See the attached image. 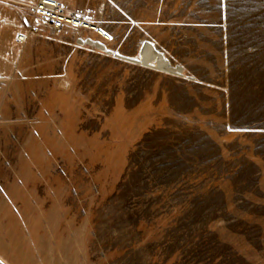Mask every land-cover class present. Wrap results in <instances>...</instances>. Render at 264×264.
Here are the masks:
<instances>
[{
    "label": "rangeland",
    "instance_id": "1",
    "mask_svg": "<svg viewBox=\"0 0 264 264\" xmlns=\"http://www.w3.org/2000/svg\"><path fill=\"white\" fill-rule=\"evenodd\" d=\"M0 0V256L264 264V0H61L109 33L18 42Z\"/></svg>",
    "mask_w": 264,
    "mask_h": 264
},
{
    "label": "built area",
    "instance_id": "2",
    "mask_svg": "<svg viewBox=\"0 0 264 264\" xmlns=\"http://www.w3.org/2000/svg\"><path fill=\"white\" fill-rule=\"evenodd\" d=\"M66 29L95 34L99 40L79 37L76 42L81 47H92L106 52V42L110 35L92 15L84 10H72L61 0H37L22 19V30L18 34V42L26 43L32 37L45 34L58 35ZM0 264H11L0 256Z\"/></svg>",
    "mask_w": 264,
    "mask_h": 264
}]
</instances>
